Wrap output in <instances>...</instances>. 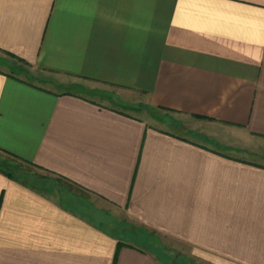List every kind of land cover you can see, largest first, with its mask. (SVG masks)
Masks as SVG:
<instances>
[{
  "label": "crops",
  "instance_id": "obj_1",
  "mask_svg": "<svg viewBox=\"0 0 264 264\" xmlns=\"http://www.w3.org/2000/svg\"><path fill=\"white\" fill-rule=\"evenodd\" d=\"M259 152L264 0H0V264H264Z\"/></svg>",
  "mask_w": 264,
  "mask_h": 264
},
{
  "label": "rangeland",
  "instance_id": "obj_2",
  "mask_svg": "<svg viewBox=\"0 0 264 264\" xmlns=\"http://www.w3.org/2000/svg\"><path fill=\"white\" fill-rule=\"evenodd\" d=\"M93 90V89H92ZM90 90L88 91L87 89H81V92L78 90H74V89H70V92H74V93H81L83 95H87L90 98H104L107 95L109 96H114L116 98H118L115 101L110 100L111 105H113L114 107L118 108V109H122L125 110L127 112L130 113H135L137 115H139L136 111H132V109H136L137 106H139V104L137 102L140 101L139 98L132 96V95H123L122 93H119L116 90H113L111 88H107V87H103L101 90ZM107 98V97H106ZM144 110H142L141 115H144ZM176 121H171L168 124L162 125L163 128L173 131L174 133H178V134H183L185 135L186 132H188L189 130H193L191 125L193 122L184 119L182 117H176ZM187 120V121H186ZM259 151V150H258ZM241 156L255 160V161H259L264 163V155L263 153L259 152V154L257 155H248V153L245 155L242 154ZM11 161H6V158L4 159H0V171H3L5 173H8L11 177H19L22 174H25L24 172H26L25 169H20L19 167H16V165H14V163H10ZM27 175V174H25ZM25 177H29V176H25ZM143 242L147 243L148 246H144L146 247V249H152V248H156L157 249V254L162 255V257L164 256V258L167 261L168 264H207L204 261L198 260L196 257H193V259H185V262L181 261V253H185V255H190V253L184 249L181 248V246L179 244H175L173 242H170L168 240H165L162 237L156 236L154 234H145L144 237L141 238ZM149 244H152L151 246H149ZM151 247V248H150ZM168 255V256H167ZM168 259V260H167Z\"/></svg>",
  "mask_w": 264,
  "mask_h": 264
},
{
  "label": "trees",
  "instance_id": "obj_3",
  "mask_svg": "<svg viewBox=\"0 0 264 264\" xmlns=\"http://www.w3.org/2000/svg\"><path fill=\"white\" fill-rule=\"evenodd\" d=\"M0 172H2L3 174H5L7 177H10L11 178V176L8 173H5L3 171H0Z\"/></svg>",
  "mask_w": 264,
  "mask_h": 264
}]
</instances>
